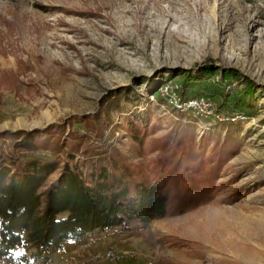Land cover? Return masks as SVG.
I'll list each match as a JSON object with an SVG mask.
<instances>
[{"label":"rangeland","instance_id":"rangeland-1","mask_svg":"<svg viewBox=\"0 0 264 264\" xmlns=\"http://www.w3.org/2000/svg\"><path fill=\"white\" fill-rule=\"evenodd\" d=\"M23 62L32 70L19 91L0 86V132L101 115L108 143L126 149L127 132L114 139L110 132L116 124L124 131L130 116L149 131L148 144L178 127L206 146V157L231 154L212 202L90 233L49 264L110 247L135 256L96 264H264V0H0V70L19 72ZM200 69L211 70L213 85H202L220 111L252 88L251 108L236 112L246 120L202 127L162 97L163 85L181 89L184 76ZM231 70L239 80L218 82Z\"/></svg>","mask_w":264,"mask_h":264},{"label":"trees","instance_id":"trees-1","mask_svg":"<svg viewBox=\"0 0 264 264\" xmlns=\"http://www.w3.org/2000/svg\"><path fill=\"white\" fill-rule=\"evenodd\" d=\"M22 66L19 72L0 70V86L19 91L22 75L32 70L27 62ZM239 79L231 70L218 82ZM203 82L213 85L211 70L188 72L181 97H207ZM251 93V87L238 92L231 107L219 105L221 111L247 112ZM109 100L104 112L111 118L114 102ZM212 100L218 105V98ZM128 117L124 131L116 124L110 132L113 139L117 132H127L126 149L108 143L109 126L101 115L74 117L31 132H0V264H49L69 242L90 233L188 213L219 194L217 182L231 154L217 151L206 157V146L178 127L148 144L147 128Z\"/></svg>","mask_w":264,"mask_h":264},{"label":"built area","instance_id":"built-area-1","mask_svg":"<svg viewBox=\"0 0 264 264\" xmlns=\"http://www.w3.org/2000/svg\"><path fill=\"white\" fill-rule=\"evenodd\" d=\"M179 89L180 88L177 85H170V83L165 84L161 88L162 97H164L171 107L175 108L178 112L182 114H192L196 120L201 122L202 127H210L221 123L231 124V122L246 120L243 115L238 113L234 115H226L222 113L216 104L205 96L187 98L184 100L179 95ZM134 256V252H121L110 247L103 252L90 254L88 258L75 261L73 264H96V262L104 261L119 262L126 258H133Z\"/></svg>","mask_w":264,"mask_h":264},{"label":"crops","instance_id":"crops-1","mask_svg":"<svg viewBox=\"0 0 264 264\" xmlns=\"http://www.w3.org/2000/svg\"><path fill=\"white\" fill-rule=\"evenodd\" d=\"M114 230V229H113ZM111 231V230H110Z\"/></svg>","mask_w":264,"mask_h":264}]
</instances>
